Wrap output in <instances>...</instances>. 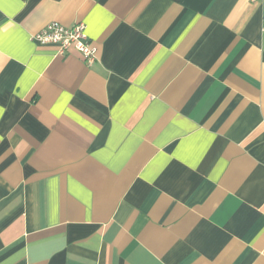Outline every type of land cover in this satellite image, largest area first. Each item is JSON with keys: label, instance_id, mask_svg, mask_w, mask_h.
<instances>
[{"label": "crops", "instance_id": "crops-1", "mask_svg": "<svg viewBox=\"0 0 264 264\" xmlns=\"http://www.w3.org/2000/svg\"><path fill=\"white\" fill-rule=\"evenodd\" d=\"M264 0H0V264H264ZM84 26L88 66L32 36Z\"/></svg>", "mask_w": 264, "mask_h": 264}, {"label": "built area", "instance_id": "built-area-1", "mask_svg": "<svg viewBox=\"0 0 264 264\" xmlns=\"http://www.w3.org/2000/svg\"><path fill=\"white\" fill-rule=\"evenodd\" d=\"M262 32L264 33V16L262 19ZM32 39L41 45L57 46L61 54L74 49L80 53L83 61L88 66L98 60L97 48L88 39L82 24H76L68 28L52 22L35 33Z\"/></svg>", "mask_w": 264, "mask_h": 264}]
</instances>
